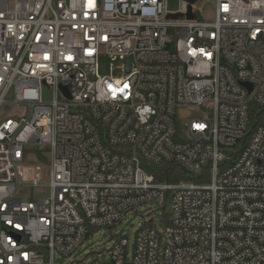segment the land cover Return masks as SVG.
Here are the masks:
<instances>
[{"label": "built area", "instance_id": "built-area-1", "mask_svg": "<svg viewBox=\"0 0 264 264\" xmlns=\"http://www.w3.org/2000/svg\"><path fill=\"white\" fill-rule=\"evenodd\" d=\"M198 1L0 0V115L29 108L0 116V264H58L150 203L93 264H264V0Z\"/></svg>", "mask_w": 264, "mask_h": 264}, {"label": "rangeland", "instance_id": "rangeland-1", "mask_svg": "<svg viewBox=\"0 0 264 264\" xmlns=\"http://www.w3.org/2000/svg\"><path fill=\"white\" fill-rule=\"evenodd\" d=\"M181 0H168L167 6L172 11H177L180 8ZM208 1L200 0L196 3V7H199L202 11L208 9ZM178 18V17H177ZM108 60L105 58L102 63H106ZM102 73L104 69L102 67ZM45 97L50 99L52 97L51 92L46 89ZM29 108L25 105H5L1 112L3 118H20L27 115ZM23 198L33 196L34 199L41 196H46L50 192V188L44 185L25 186L23 188ZM162 205L158 203H150L143 205L139 208L140 211H132L122 221L121 224L116 225L114 228H93L87 235L83 244L79 247L77 252L72 256L66 258H59L58 264H93L98 259H108L107 254H104L106 249H109L114 241V236L124 233L131 242L134 241L137 230L143 225V215H148L152 210H156V220L160 222L161 215L167 214L166 209L161 208ZM159 227L161 225L159 224ZM114 234V235H113Z\"/></svg>", "mask_w": 264, "mask_h": 264}, {"label": "trees", "instance_id": "trees-1", "mask_svg": "<svg viewBox=\"0 0 264 264\" xmlns=\"http://www.w3.org/2000/svg\"><path fill=\"white\" fill-rule=\"evenodd\" d=\"M260 120L264 122V113H261ZM152 171L156 173L157 177L160 180L175 181V180H178L182 176L179 166L174 163L162 164L160 166L152 168Z\"/></svg>", "mask_w": 264, "mask_h": 264}, {"label": "water", "instance_id": "water-1", "mask_svg": "<svg viewBox=\"0 0 264 264\" xmlns=\"http://www.w3.org/2000/svg\"><path fill=\"white\" fill-rule=\"evenodd\" d=\"M195 1H197V0H190L191 4L194 3ZM188 17H190V18L194 17V14L192 12V5H190V7H189Z\"/></svg>", "mask_w": 264, "mask_h": 264}]
</instances>
